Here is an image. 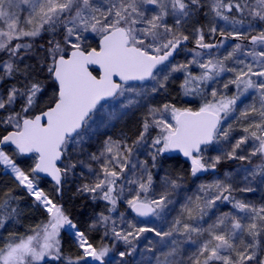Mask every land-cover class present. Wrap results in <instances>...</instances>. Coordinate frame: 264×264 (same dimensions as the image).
Returning a JSON list of instances; mask_svg holds the SVG:
<instances>
[{
  "label": "snow or ice",
  "instance_id": "1",
  "mask_svg": "<svg viewBox=\"0 0 264 264\" xmlns=\"http://www.w3.org/2000/svg\"><path fill=\"white\" fill-rule=\"evenodd\" d=\"M205 8V16L211 14L224 26L218 28L213 23L207 33L202 27L194 29L191 35L196 47L185 49L190 37L181 30L183 24ZM257 22L264 23V0H0V52L7 55L6 60L0 59V80L21 75L26 81L20 87L11 86L6 95L0 94V112L6 113L0 116V167L47 215L46 221L25 234L0 237V264H48L49 260L112 264L109 255L114 245L93 244L63 206L40 187L39 178L46 174L59 192L76 164L61 168L57 162L70 149L83 152L82 146L99 135L104 139L98 152L88 153L97 167L85 165L92 180L78 191L110 205L109 215L100 213L91 227L104 225L105 236L110 234L124 243L126 250L118 253L120 264H128L126 258L136 253L142 239L147 242L143 251L152 253L157 264H264V204L237 200L233 195L237 189L226 178L201 184L202 195L187 197L167 230L149 227L144 218L166 222L173 204L171 193L180 184L178 178L165 177L164 190L157 194L148 161L138 159L148 149L155 168L158 156L179 150L190 158L192 176L215 169L221 159L238 160L247 162L240 167L246 186L239 191L253 192L252 183L264 185V28L252 34ZM245 23L247 29L243 28ZM217 32L221 39L216 43L205 41L206 35ZM42 34L51 38L47 47L41 45L44 57L40 73H46L54 89L43 106L40 101L47 93L45 85L31 75V65L19 66L33 52V44L27 41ZM93 34L99 38L95 47L87 43ZM229 41H248L249 46ZM221 47L226 54L214 56L211 50ZM181 51L190 52L191 59L174 62ZM229 62L233 67H228ZM92 66H98V74H93L96 69ZM193 66L200 71L194 73ZM175 73L183 74L180 88L185 96L201 97L199 107H176L173 103L148 106L149 95L165 90ZM225 73L232 78L219 84ZM130 82H147L148 86ZM230 85L236 89L231 96L227 95ZM250 90L258 103L244 104L242 97ZM140 108L147 111L135 139L129 142L124 135L117 139L106 135L115 122ZM165 114L170 115V121ZM231 119L246 125L239 138L233 136L235 129L228 123ZM152 129L159 132L150 138ZM213 144L228 147L205 159L202 152ZM11 146L13 155L4 150ZM26 154H34V163L27 170L14 159ZM254 157L260 163L253 166ZM3 196L0 228L6 229L20 215L19 197L11 190ZM121 201L132 218L121 212L117 223L110 214ZM218 202L230 203L236 212L221 213L209 223L204 218ZM65 227L79 249L75 257L63 253L60 233ZM145 234L156 239L148 240ZM184 244L195 248L177 259Z\"/></svg>",
  "mask_w": 264,
  "mask_h": 264
},
{
  "label": "rangeland",
  "instance_id": "2",
  "mask_svg": "<svg viewBox=\"0 0 264 264\" xmlns=\"http://www.w3.org/2000/svg\"><path fill=\"white\" fill-rule=\"evenodd\" d=\"M146 8H150L152 6L146 5ZM207 8L205 12H207ZM206 19V30L205 33L208 32V29L211 27L213 23L217 24L218 28L223 27L224 23L219 20H213L211 14L208 16H205ZM170 25L173 24V21L171 18H168L167 21ZM263 24H257L255 28L252 29V34H255L256 32L260 31ZM200 27V25L197 23V20L195 19L194 15H192L184 24L182 27V31L186 35H189L190 39L194 40V37L191 35L194 31V29ZM243 28L247 29V25H243ZM217 34H219L217 32ZM216 34V35H217ZM94 35V34H93ZM215 35V36H216ZM215 36H209V39H214ZM29 42V41H27ZM240 42L242 43L246 48L249 46V42H241V41H229V44H234ZM185 49H193L195 47L185 45ZM230 50V48H229ZM212 54L214 56H223L225 55V49L221 47L220 49H213L211 50ZM243 58V57H241ZM187 59H191V53L181 51L179 55L176 56L174 62H184ZM207 59V57H205ZM228 67H233V64L231 62L228 63ZM192 71L194 73H198L200 70L199 68L193 66ZM232 75L225 73L222 74L219 84H223L228 79H231ZM183 80V74L181 73H175L173 74V78L167 88L163 91H161L158 94H150L149 97L146 100V104L151 107H162L165 103H173L176 105V107H190L192 108L193 105H195L197 108L199 107V104L202 102V99L198 95L194 96H185L180 88L181 81ZM2 80H0L1 82ZM146 86H148L147 83H145ZM212 87H217L218 85H211ZM8 89L0 88V94L6 95ZM236 89L234 86H229V89L227 91V95L231 96L233 93H235ZM242 100L244 101V104H250L254 101L258 103V97L254 93V90H250L249 93L245 94V97H242ZM244 104H241V107L244 106ZM147 108H140L138 111H135L134 113H130L127 117H125L123 120H120L118 122H115V126L111 127L106 130V135L112 136L113 139L120 138L122 135L129 137V142H131V139H135L138 131L140 130L141 125V117L146 113ZM6 113L0 112V116L5 115ZM159 118V117H157ZM165 118L169 121L171 120V117L169 114H165ZM234 119H231L228 121L230 123ZM137 125L138 129H134V127ZM226 126V125H225ZM101 132H105L104 129H101ZM159 132V129H152L150 130V138L155 137L157 133ZM243 134L242 130L239 132H234L233 136L236 138H239V135ZM104 139L103 135H99L97 139L92 140L90 142H86L82 148L83 152L77 151L76 153H73L72 150H69V153L65 156L64 161L61 164V168L64 167V165L68 163L76 164V167L69 172L67 178L63 182V186L66 189V192L72 196L85 194V192L78 191V189L81 187V185L85 183H89L92 180V176L90 175L87 167L85 165L91 163L93 168H96L97 165L95 162H92L89 160L88 153L91 152H98L100 143ZM150 142V139H149ZM227 145H209L207 148L202 152V155L205 157V159H208L210 157H215L216 155H219L220 152L218 149L224 148L227 149ZM250 148V145H249ZM174 155L171 152L162 154L157 157L156 160V167L152 168V160L151 156L149 154V150L145 149L142 154L138 156L139 160H147L148 161V167L149 170L153 174V184H154V190L157 194L162 192L164 190L163 188V179L165 177L171 178V179H177L178 183L180 184V187L176 189L175 192L171 193V198L173 200V204L170 205V211L168 215L166 216V222L156 220L154 218L145 219L147 221V226H161L164 227L165 230H167V224L173 220L174 217L178 216L180 213L181 205L186 202L187 197H195L197 195H202L200 192V185L201 184H212L217 180H225L230 179L234 189H237V191L233 192L234 197L237 200H243L252 202L253 204L259 206L261 204H264V185H259L258 183H252L250 186L254 189L253 192H241L238 189L244 188L245 181H244V175L245 173L240 171L241 164L244 163L245 165L247 162H241L238 160H228V159H221L220 163L217 164V167L215 169H209L208 175H196V176H186L183 172H181L179 169L177 170L174 168L173 164L171 165L170 158ZM70 157V159H69ZM77 161H84V164H78ZM252 165H256L260 163L259 158L254 157L252 158ZM3 168V167H2ZM4 169V168H3ZM5 171V170H4ZM129 176L131 174L129 173ZM128 189H125V196L127 198ZM122 207L121 209L117 208L116 212H112L110 215L114 220H117V223H119V213L123 212L127 216L128 219H131L132 217L128 215L126 209L127 205L121 201L119 202ZM58 204V203H57ZM60 205V204H59ZM233 212L235 213L236 210L232 208V205L228 202H223L217 204V206L209 211V215L205 217L204 219L208 221L209 223L216 218V216L220 215L221 213H228ZM100 213L103 212H96L93 215V221L94 223L99 216ZM105 215H109V213H104ZM74 223V222H73ZM75 224V223H74ZM105 227L104 225H97ZM204 227H207V224H203ZM7 228L9 229L10 226L8 224ZM2 228H0L1 230ZM66 230L67 228L65 227ZM61 230V231H62ZM68 232V231H67ZM147 235L148 240H154L156 239L152 234H145ZM5 236V232H0V237ZM206 239L207 237H203ZM245 240H247V237H243ZM239 243V241H237ZM147 242L145 240H141L140 243L137 245V251L133 256L127 257L128 264H157V260L155 256L152 253L144 252V248L146 247ZM195 248L194 245L191 244H184L181 246V255L180 257H177V259L183 258L185 254H190L191 251H193ZM125 249H120L116 256L113 258H109L112 261V264H120V258L118 257V253L120 251H124ZM143 253V254H142ZM261 255H264V253H261ZM156 256H161V259L163 258L160 252H156Z\"/></svg>",
  "mask_w": 264,
  "mask_h": 264
},
{
  "label": "trees",
  "instance_id": "3",
  "mask_svg": "<svg viewBox=\"0 0 264 264\" xmlns=\"http://www.w3.org/2000/svg\"><path fill=\"white\" fill-rule=\"evenodd\" d=\"M206 8L203 12H197L194 14L197 23L206 30V19L205 12ZM239 19L240 16L238 14L233 13ZM260 24V22H257ZM264 28V23H262ZM247 25V23H245ZM219 34L215 36L214 39H209L208 35L205 36L206 42H211L217 39ZM50 35L42 34L41 37L35 38L34 40H29L33 44V52L28 54L27 58L23 60V63H20V68L23 69L25 65H31L30 69L31 75L36 79L42 81L47 89V93L44 97L41 98L40 105L47 101L48 97L51 96L52 91L54 90L51 86V82L46 78V73H40V65L43 61L44 53L41 50V45L47 47V41L50 39ZM56 39H60L59 36ZM98 37L95 35L91 36L87 43L91 47H95L98 42ZM191 43H195L193 39H190ZM189 46H193V45ZM0 59H7V55L3 52H0ZM96 74L97 72L94 71ZM40 73V74H38ZM26 83L23 76L15 75L13 77H6L0 82V88L9 89L11 86L16 85L20 87L22 84ZM20 103L18 102L15 107L17 110L19 109ZM193 109L197 107L195 105L192 106ZM233 125L235 131L239 132L242 130L245 124L236 121L235 119L230 122ZM134 129H138L137 125ZM0 132H3V128H0ZM4 150L9 153V155H13L14 148L13 147H5ZM65 158V157H64ZM258 158V157H257ZM14 159L17 160V163L20 167L25 170L31 168L34 163V155L31 156H14ZM64 161V159H63ZM171 165L173 164L174 168L179 169L181 172L186 174L188 178L191 176V168L189 163L183 159L180 155L174 154L170 158ZM252 163V161H251ZM209 174V173H208ZM207 174V175H208ZM40 187L54 200L55 203L63 206L66 215H68L72 221L77 225V227L81 231H85L86 235L89 236L91 242L93 244H107L110 247L114 245L113 251L110 253L109 258H113L116 256L117 252L120 249H125L126 246L122 241H115L111 235L105 236V227L96 226V228H92L93 224V215L96 212L109 213L107 209L110 207L108 202L103 201L101 199H93L92 196L88 193L80 194L72 196L66 192V189L62 185V192L59 193L56 191V185L48 178H40ZM11 190L12 193L19 197L18 207L20 209V215L17 219L8 223L10 228L8 229L6 225V229L2 228L0 232H5L6 237L9 233H17V234H25L37 224H41L46 221L47 215L42 207L36 206L33 203V198L29 196V194L23 190L22 188L17 187L16 182L10 175L5 174V171L2 167H0V199H3V194L7 191ZM121 204L118 203L117 208L121 209ZM110 232V226H109ZM61 247L65 256L75 257L79 254V249L76 246L75 240L69 235L66 230H62L60 233ZM48 264H66V261H51L49 260Z\"/></svg>",
  "mask_w": 264,
  "mask_h": 264
},
{
  "label": "water",
  "instance_id": "4",
  "mask_svg": "<svg viewBox=\"0 0 264 264\" xmlns=\"http://www.w3.org/2000/svg\"><path fill=\"white\" fill-rule=\"evenodd\" d=\"M219 39H221V37H217V39L215 40V42H212V43H216ZM248 42V41H247ZM210 43V42H209ZM192 43H191V41H190V39H189V41L185 44V45H191ZM184 45V46H185ZM193 45V47H196L195 46V43H193L192 44ZM92 69H96V70H94V71H96L97 73H98V66H92ZM92 69H90V70H92ZM93 71V74L94 75H96V73ZM114 79L115 80H118L119 78L118 77H114ZM130 83H135V84H140V83H147V82H130ZM11 147H13L14 148V146H11ZM203 147H205V146H202V148ZM172 153H176V154H179V155H181L184 159H186L188 162H189V164H190V166H191V160H190V158H187V157H185L184 155H183V153L182 152H180L179 150H173V151H171ZM30 155H34V154H26V155H24V156H30ZM63 162V158H62V160L61 161H58L57 162V164H58V166L60 167V165H61V163ZM206 172L207 171H202V172H199V173H197V174H199V175H204V174H206ZM40 178H48V179H50L51 181H52V179L50 178V177H47V175L46 174H40ZM53 183H54V181H52ZM55 184V183H54ZM63 184V183H62ZM62 192V185H61V187H60V191H59V193H61ZM144 219H149V218H144Z\"/></svg>",
  "mask_w": 264,
  "mask_h": 264
},
{
  "label": "bare ground",
  "instance_id": "5",
  "mask_svg": "<svg viewBox=\"0 0 264 264\" xmlns=\"http://www.w3.org/2000/svg\"><path fill=\"white\" fill-rule=\"evenodd\" d=\"M212 42H215V40L214 41H211L210 43H212Z\"/></svg>",
  "mask_w": 264,
  "mask_h": 264
},
{
  "label": "flooded vegetation",
  "instance_id": "6",
  "mask_svg": "<svg viewBox=\"0 0 264 264\" xmlns=\"http://www.w3.org/2000/svg\"><path fill=\"white\" fill-rule=\"evenodd\" d=\"M207 175V174H206Z\"/></svg>",
  "mask_w": 264,
  "mask_h": 264
}]
</instances>
